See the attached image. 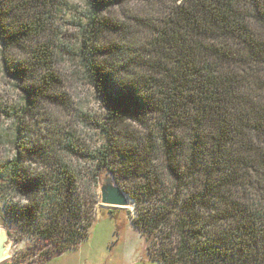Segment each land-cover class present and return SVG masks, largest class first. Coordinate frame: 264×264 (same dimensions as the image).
I'll return each mask as SVG.
<instances>
[{
    "label": "trees",
    "instance_id": "16d2710c",
    "mask_svg": "<svg viewBox=\"0 0 264 264\" xmlns=\"http://www.w3.org/2000/svg\"><path fill=\"white\" fill-rule=\"evenodd\" d=\"M67 4L0 0V64L30 79L23 108L0 99L16 123L0 217L14 242L38 240L19 260L43 264L89 238L106 170L133 201L151 261L264 264V0H84L74 44L56 27ZM61 52L105 110L95 154L71 134L52 153L18 143L29 105L59 87ZM66 154L95 169L85 175Z\"/></svg>",
    "mask_w": 264,
    "mask_h": 264
},
{
    "label": "rangeland",
    "instance_id": "374dc122",
    "mask_svg": "<svg viewBox=\"0 0 264 264\" xmlns=\"http://www.w3.org/2000/svg\"><path fill=\"white\" fill-rule=\"evenodd\" d=\"M67 3L66 9L59 15L56 23V27L61 29L65 35L64 43L66 44L70 42H68L69 37L71 39L77 37L76 20L79 19L84 8V0H67ZM131 5L133 6V4ZM70 43L74 44V42ZM65 53L59 54L58 62L54 66L55 73L60 78L59 87L52 88L50 98H39L35 101L34 107L29 105L30 110L21 125L24 131L21 133L18 143L22 147L52 153L51 150L61 149L66 134H71L81 148L95 154L104 142L101 126L97 125L95 121H98L99 124L102 123L105 110L96 97L93 86L85 79L79 61ZM13 56L19 57V53H13ZM28 80L30 79H27L26 83L15 80L2 69V64H0V99L7 108H23L25 106L24 88L28 85ZM15 127L16 123L13 119L6 114H0V159L2 161L11 159L16 154L12 138ZM128 127L130 130L139 129L137 126L134 128V125ZM22 154L27 156L25 166H29L31 170L39 168L41 164L35 161V155H31L25 150L22 151ZM68 158H71L76 168L85 175L95 169V163L90 159L78 156L70 157L69 154H66V159ZM108 173L106 170L101 171L99 185L109 175ZM97 192L100 197L99 186ZM0 206H2L1 201ZM111 210L118 214L117 221L111 216L109 212ZM131 210L128 207L104 206L99 202L94 210L95 220L90 227L89 239L83 242L81 248L82 256L91 258L93 255L97 261L102 262L110 260V255L113 253V264H128L134 256V259L138 257L139 252L143 251L140 237L137 233L125 230L129 225L135 229L131 223L133 216ZM117 225L120 228L119 236L116 234ZM0 232L7 235L3 245H0V248H5L7 253L5 259L19 260L32 252H38L32 246L38 241L36 237H25L19 242H14L13 238L16 237L14 230L11 231L13 234L11 239L7 234V229L3 226L1 217ZM125 232H128V235L123 241L121 238ZM145 244L147 246L146 242ZM141 264L159 263H143L142 261Z\"/></svg>",
    "mask_w": 264,
    "mask_h": 264
},
{
    "label": "crops",
    "instance_id": "0c3cea01",
    "mask_svg": "<svg viewBox=\"0 0 264 264\" xmlns=\"http://www.w3.org/2000/svg\"><path fill=\"white\" fill-rule=\"evenodd\" d=\"M127 229H125L126 231H132L133 233H137L138 237H140V241L142 242V249L143 251H140L139 254L137 255L138 257H136L134 259V257L132 259L129 260L128 264H141V262L143 261V263H147V262H153L148 258L147 255V251H146V244H145V240L144 238L141 236L140 232L137 229H134L131 225H129L128 227H126ZM128 235V232H125V234L122 236L121 239H123V241L126 240ZM89 239V238H88ZM86 240H84L83 242H85ZM81 243L79 245L78 248L72 249V250H68L63 252L61 255H59L58 257L52 258L50 260H48L47 262L43 263V264H113L114 261V254L112 253L110 255V260H106V261H97L94 256L92 255L91 258H87V256L83 257L82 256V252H81V248L82 245L84 243ZM137 254V252H136ZM100 256V255H98ZM154 263H158V262H154ZM0 264H29L27 261H22V260H9V259H5L2 258L0 260ZM161 264V263H159Z\"/></svg>",
    "mask_w": 264,
    "mask_h": 264
},
{
    "label": "water",
    "instance_id": "95a60500",
    "mask_svg": "<svg viewBox=\"0 0 264 264\" xmlns=\"http://www.w3.org/2000/svg\"><path fill=\"white\" fill-rule=\"evenodd\" d=\"M104 178L99 185L100 190V205L110 207L125 208L133 206V201L127 193L115 182L112 173ZM7 238L6 234H1L0 245H3ZM5 248H0V260L3 257Z\"/></svg>",
    "mask_w": 264,
    "mask_h": 264
},
{
    "label": "bare ground",
    "instance_id": "6f19581e",
    "mask_svg": "<svg viewBox=\"0 0 264 264\" xmlns=\"http://www.w3.org/2000/svg\"><path fill=\"white\" fill-rule=\"evenodd\" d=\"M128 208L131 210V212H132V214L134 215V213H133V206H128ZM1 232H0V237H1ZM6 255H7V253H6V251L4 252V254H3V257L2 258H4V257H6Z\"/></svg>",
    "mask_w": 264,
    "mask_h": 264
}]
</instances>
